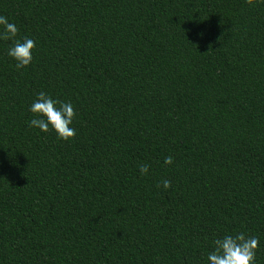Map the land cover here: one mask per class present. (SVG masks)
<instances>
[{
    "label": "trees",
    "instance_id": "trees-1",
    "mask_svg": "<svg viewBox=\"0 0 264 264\" xmlns=\"http://www.w3.org/2000/svg\"><path fill=\"white\" fill-rule=\"evenodd\" d=\"M0 264H264V0H0Z\"/></svg>",
    "mask_w": 264,
    "mask_h": 264
}]
</instances>
